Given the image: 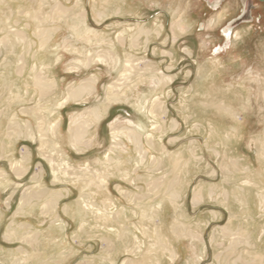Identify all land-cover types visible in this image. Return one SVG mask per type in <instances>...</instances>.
<instances>
[{
	"label": "rangeland",
	"instance_id": "rangeland-1",
	"mask_svg": "<svg viewBox=\"0 0 264 264\" xmlns=\"http://www.w3.org/2000/svg\"><path fill=\"white\" fill-rule=\"evenodd\" d=\"M262 1L0 0V245L22 213L36 246L54 214L21 200L55 192L35 264H264Z\"/></svg>",
	"mask_w": 264,
	"mask_h": 264
},
{
	"label": "crops",
	"instance_id": "crops-1",
	"mask_svg": "<svg viewBox=\"0 0 264 264\" xmlns=\"http://www.w3.org/2000/svg\"><path fill=\"white\" fill-rule=\"evenodd\" d=\"M11 17L8 21V26L5 29H2L4 32H10L12 30H19L21 32H44L50 34V39L52 38V32L54 30L51 28V25H44L43 28H34L32 29V23L28 22L24 24L25 27H20V23H16L14 20L15 17L21 16V12H10ZM46 15V14H45ZM47 20L45 23H52L54 21L52 15L47 14ZM13 18V19H12ZM50 19V20H48ZM40 22V20H39ZM54 23V22H53ZM57 31V29L55 30ZM10 59V58H9ZM8 58H3V61H5L7 64H9ZM2 61V62H3ZM17 65H20V62H17ZM12 64V63H11ZM36 193V192H34ZM49 198V197H48ZM54 202L50 200V198L47 200H41L36 201V199H22L20 203V210L26 212L25 210L28 209L29 211L33 208L36 209L37 206L42 205L45 210V214L51 213L54 214V216H41L38 224L34 223V225L29 226V232H35L36 237L38 239L36 246H27L24 245L22 240V235L24 231V225L22 226V222L25 220L26 216L22 215H16V217L12 220V223H6L7 225L3 229V232L1 233V241L2 245H0V264H18L23 262V264H35L36 260H34L35 256H43L45 253V245L49 242L51 246L56 247L59 246L58 243L68 238V232H67V216L68 213V207H63L61 204V200H59L58 204L56 206L53 205ZM8 207H11V202L9 201ZM66 208V210H65ZM21 211V212H22ZM47 212V213H46ZM24 217V218H18V217ZM22 223V224H21ZM18 224V225H16ZM47 227H43V226ZM54 236V237H53ZM60 236V237H58ZM21 239V240H20ZM50 240L52 242H50ZM7 245V246H6ZM30 247V248H29ZM62 247L60 246V255L62 254ZM67 247V246H64ZM31 257V259H30ZM27 259L26 260H24ZM41 262L43 260L41 259ZM62 264V262H60Z\"/></svg>",
	"mask_w": 264,
	"mask_h": 264
},
{
	"label": "bare ground",
	"instance_id": "bare-ground-1",
	"mask_svg": "<svg viewBox=\"0 0 264 264\" xmlns=\"http://www.w3.org/2000/svg\"><path fill=\"white\" fill-rule=\"evenodd\" d=\"M185 27V26H184ZM238 35V34H237ZM44 41V40H43ZM4 46V45H3ZM0 48H1V46H0ZM3 48V47H2ZM184 50V49H183ZM6 63V62H5ZM19 66V65H18ZM26 66V65H25ZM42 78H40V80H41ZM42 83V82H41ZM41 83H39L40 85V87L41 88H43L45 85H43V84H41ZM90 88V87H89ZM89 88H88V86L87 85H84V86H82L80 89H79V87L77 88L78 89V91L80 90V92H82V94H84L83 92H87L88 90H89ZM91 90V89H90ZM101 115V114H100ZM99 115V116H100ZM96 117H97V114L95 115ZM100 118V117H99ZM129 124H130V126L131 127H135V128H137L139 131H143V129H144V127H142V126H140V125H136V124H134L132 121H129ZM74 127V126H73ZM72 129V128H71ZM81 129V128H80ZM79 128H75V129H73V139L74 138H77L76 139V141L78 140V138L80 139L81 137H80V135H81V133H82V131L80 130ZM83 130V129H82ZM131 130V129H130ZM85 132V131H84ZM136 132V131H135ZM151 134H148V137L150 138L149 139V142L150 141H153V140H151ZM136 137V136H135ZM73 141H75V140H73ZM138 142H140V141H138ZM152 143V142H151ZM31 157H32V154H28V158H26L27 159V161L28 160H30L31 159ZM26 159H24V160H26ZM182 163V162H181ZM20 168V167H19ZM161 169V168H160ZM15 170V169H14ZM17 171H18V169H16ZM21 172V171H20ZM25 172V171H24ZM27 172H28V169H27ZM58 172V171H57ZM19 173V172H18ZM22 175V174H21ZM20 175V176H21ZM22 177V176H21ZM39 178H41V180L43 181H41V183L42 184H44V181H45V170L44 169H42V171H41V173H40V175H39ZM161 179H163V178H161ZM163 181V180H162ZM46 182V181H45ZM161 182V181H160ZM74 184V183H73ZM41 187H43L42 185H40ZM156 186V185H155ZM45 189V188H44ZM101 189V188H100ZM104 190V189H103ZM162 190V189H161ZM198 190V189H197ZM69 191V190H68ZM103 192V191H102ZM44 193V192H43ZM42 193V194H43ZM45 194V193H44ZM62 194V193H61ZM60 193H57V194H55V192H54V194H52V193H50V197L53 199V202H54V205L56 206L57 204H58V199L62 196ZM68 193H66L65 195H67ZM165 194V193H164ZM213 194V193H212ZM40 195V194H39ZM86 195V194H85ZM49 197V198H50ZM175 198V197H174ZM203 198L202 197V193H201V190H198L196 193H195V195H194V203H195V205H197V204H200V203H202L203 201L201 200V199ZM51 199V200H52ZM62 199V198H61ZM28 200V199H27ZM29 201V200H28ZM84 203V202H83ZM81 207V206H80ZM100 210V209H99ZM101 211V210H100ZM109 211V210H108ZM113 213V212H112ZM94 215V214H93ZM110 216V215H109ZM110 218V217H109ZM112 219V218H111ZM83 224V223H82ZM111 230V229H110ZM115 233V232H114ZM191 236V235H190ZM244 236V235H243ZM157 247V246H156ZM134 254V253H133ZM174 255H177L176 253L174 254ZM241 258V257H240ZM175 259V258H174ZM240 262H241V260H240Z\"/></svg>",
	"mask_w": 264,
	"mask_h": 264
},
{
	"label": "water",
	"instance_id": "water-1",
	"mask_svg": "<svg viewBox=\"0 0 264 264\" xmlns=\"http://www.w3.org/2000/svg\"><path fill=\"white\" fill-rule=\"evenodd\" d=\"M243 17V16H242ZM243 20H241V18L240 19H238V20H236L235 21V24H233V25H237V24H239V23H241ZM227 31H232V27H230V28H228V29H226Z\"/></svg>",
	"mask_w": 264,
	"mask_h": 264
},
{
	"label": "flooded vegetation",
	"instance_id": "flooded-vegetation-1",
	"mask_svg": "<svg viewBox=\"0 0 264 264\" xmlns=\"http://www.w3.org/2000/svg\"><path fill=\"white\" fill-rule=\"evenodd\" d=\"M262 2H264V1H262ZM251 7H252V5H251ZM254 8H256V6H254ZM257 9H251V11L252 12H254V11H256ZM227 32H229V31H226V34H227Z\"/></svg>",
	"mask_w": 264,
	"mask_h": 264
}]
</instances>
